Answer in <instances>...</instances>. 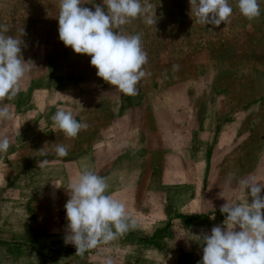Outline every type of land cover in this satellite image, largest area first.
<instances>
[{"label":"rangeland","instance_id":"rangeland-1","mask_svg":"<svg viewBox=\"0 0 264 264\" xmlns=\"http://www.w3.org/2000/svg\"><path fill=\"white\" fill-rule=\"evenodd\" d=\"M83 2L94 10L103 0ZM259 2L255 20L229 0V20L204 26L189 0H147L157 23L140 17L119 29L141 34L148 54L138 94L128 96L96 75L89 55L60 41L59 0H0V24L7 35L24 28L21 55L33 64L18 94L0 102L11 113L0 120V137L10 140L0 152V264H102L106 256L114 264H199L196 236L223 224L220 207L251 203L239 181L264 183ZM61 108L87 130L67 137L51 120ZM58 144L66 157L56 155ZM84 167L107 179V194L126 205L135 227L81 256L64 243V205Z\"/></svg>","mask_w":264,"mask_h":264},{"label":"clouds","instance_id":"clouds-1","mask_svg":"<svg viewBox=\"0 0 264 264\" xmlns=\"http://www.w3.org/2000/svg\"><path fill=\"white\" fill-rule=\"evenodd\" d=\"M189 3L196 22L204 26L224 24L233 14L229 0H189ZM83 4V0H59L60 41L74 53L89 55L91 66L97 69L96 75L103 81L125 95L138 94L137 85L146 75L143 66L148 62V54L141 34L125 35L119 29L140 17L153 27L157 23L153 5L147 0L144 3L141 0H103L102 4L94 5L93 10ZM236 6L249 21L261 15L259 0H236ZM8 32V26L0 24V102L18 94L21 80L33 66L21 55L22 47H26L22 39L26 35L24 28L15 36L7 35ZM178 70L179 66L173 65V71ZM10 118L8 105L0 106V120ZM51 120L69 138L77 137L88 128L71 110L63 108L58 109ZM9 147V138L0 137V152H6ZM55 153L66 157L68 147L58 144ZM47 163L43 160L40 166ZM258 182L254 177L241 179L240 187L244 195L248 190L251 203L247 199L243 203L227 201L220 207V212L226 214L223 224L213 226L210 233L196 236L203 253L199 264H264V195H261L264 183ZM66 189L69 198L64 205L67 220L64 243L73 245L75 254L83 256L135 227L126 205L107 194V179L88 167H84ZM102 264H114V261L106 256ZM163 264H166L165 258Z\"/></svg>","mask_w":264,"mask_h":264}]
</instances>
